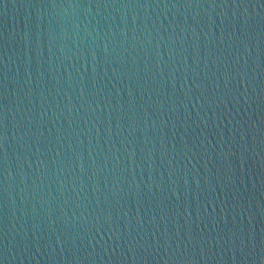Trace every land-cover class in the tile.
Segmentation results:
<instances>
[{
	"label": "water",
	"instance_id": "water-1",
	"mask_svg": "<svg viewBox=\"0 0 264 264\" xmlns=\"http://www.w3.org/2000/svg\"><path fill=\"white\" fill-rule=\"evenodd\" d=\"M0 264H264V0H0Z\"/></svg>",
	"mask_w": 264,
	"mask_h": 264
}]
</instances>
